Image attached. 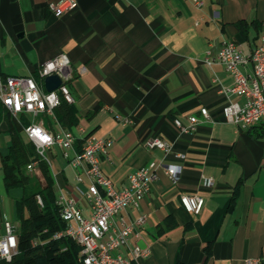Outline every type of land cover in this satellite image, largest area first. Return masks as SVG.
<instances>
[{
  "label": "crops",
  "instance_id": "obj_1",
  "mask_svg": "<svg viewBox=\"0 0 264 264\" xmlns=\"http://www.w3.org/2000/svg\"><path fill=\"white\" fill-rule=\"evenodd\" d=\"M59 1L0 0V69L5 75H36L44 62L68 57L79 115L70 129L113 140L101 166L117 187L152 161L181 166L177 182L158 166L151 192L139 207L124 211L129 220L147 216L130 241L133 246L143 240L149 251L136 264H174L177 256L185 264H245L249 257L264 264V134L254 136L251 127L240 129L224 118L223 105L243 98L221 92L234 78L215 59L224 40L251 54L264 30V0H202L201 6L194 0H76L77 7L56 15L50 3ZM244 69L251 72L252 64ZM189 115L201 120L184 132L174 118ZM40 116L50 119V130L66 128L43 114L33 118ZM8 118L0 102V133L9 135L10 145ZM22 135L26 138L24 129ZM152 136L165 138L171 150L148 148ZM47 151L60 152L65 160L57 169L50 165L56 192L76 194V172L62 149ZM209 178L212 185L206 184ZM40 179L45 182L43 174ZM5 193L0 194V237L5 218L15 216L6 186ZM183 193L204 196L199 214L185 209ZM81 204L89 214L87 202Z\"/></svg>",
  "mask_w": 264,
  "mask_h": 264
},
{
  "label": "built area",
  "instance_id": "obj_2",
  "mask_svg": "<svg viewBox=\"0 0 264 264\" xmlns=\"http://www.w3.org/2000/svg\"><path fill=\"white\" fill-rule=\"evenodd\" d=\"M194 2L197 6L203 4L202 0ZM77 5L76 0H60L50 3V8L56 15H62ZM215 59L234 78L230 86L221 88V92L243 98V102L229 100L223 105L222 114L226 121L240 129H248L257 123L264 124V30L260 42L250 55L245 54L236 42L224 40ZM249 63L252 64L251 72L244 69ZM37 74L38 77L5 75L0 69V102L17 118L22 113H29L34 118L43 114L55 119L54 110L61 103V97L72 103L75 100L69 85L72 68L68 57L60 54L44 62ZM52 74L59 75L62 82L55 90L48 91L44 81ZM201 114L204 119L210 117V111L205 106L201 108ZM200 120L197 115H189L186 119L175 117L174 124L180 130L188 132L196 129ZM123 121L128 122V119L124 118ZM23 129L27 141L35 145L40 156L50 165L52 160L46 155V151L59 146L76 172V184L73 187L76 194L62 190L57 193L56 203L60 208V216L66 222V228L55 233L54 238L67 236L76 241L82 247L79 259L83 264H136L139 258L148 255V249L141 248L138 244L130 246L131 238L138 237L139 229L146 223V214L142 213L129 220L124 211L132 206L139 207L141 200L151 192L158 166H164L174 182L180 179L181 166L152 161L133 172L129 183L119 188L101 166V156L106 155L113 145L111 138L87 133L84 129H81L80 135L62 127L50 130L43 122L35 119ZM79 139L80 148H77ZM145 145L167 152L171 150L170 143L161 136H152ZM178 156L184 157V154L179 153ZM27 167L42 176L38 160L31 161ZM213 183L211 178L206 181L207 185ZM37 198L43 204L41 196L38 195ZM81 199L87 202L89 214L85 213ZM180 199L185 209L193 214H199L205 204V198L200 194L183 193ZM4 227L5 233L0 237V258L12 260L18 253L17 226L12 219L6 217ZM39 242L43 241L37 238L35 243ZM245 264H262V258H246Z\"/></svg>",
  "mask_w": 264,
  "mask_h": 264
},
{
  "label": "trees",
  "instance_id": "obj_3",
  "mask_svg": "<svg viewBox=\"0 0 264 264\" xmlns=\"http://www.w3.org/2000/svg\"><path fill=\"white\" fill-rule=\"evenodd\" d=\"M38 77V74L35 75ZM55 118L64 127L73 128L79 121L78 110L74 103L61 97V103L54 110ZM11 144L1 155L4 182L14 200V223L17 226L18 253L12 260L0 258V264H83L80 261L81 246L72 238L62 236L54 238V234L66 228V222L60 216V208L56 203L57 192L54 188V176L49 162L42 158L32 142L24 140L22 125L9 111ZM25 124H29L24 117ZM51 123L47 119V124ZM254 136L264 134V124L251 126ZM80 148V145L77 146ZM38 160L45 182L27 170V165ZM21 190L20 195L14 194ZM40 195L43 204L37 196ZM169 226L160 230L164 233ZM40 238L43 242L35 243ZM211 243L205 247L206 259L211 254ZM174 264H185L177 256Z\"/></svg>",
  "mask_w": 264,
  "mask_h": 264
},
{
  "label": "rangeland",
  "instance_id": "obj_4",
  "mask_svg": "<svg viewBox=\"0 0 264 264\" xmlns=\"http://www.w3.org/2000/svg\"><path fill=\"white\" fill-rule=\"evenodd\" d=\"M15 117V116H14ZM19 124H23L22 125V127H24V126H26L27 125V123L25 124V122H23L22 121V119H20V118H14ZM27 119L28 120H30V121H32L34 118H33V116L31 115V114H29V115H27ZM47 117H44V116H40L38 119H37V121H41V122H43V124L45 125V126H48V124H47ZM24 137V136H23ZM24 140H26V138H24ZM27 141V140H26ZM9 142H10V137H9V135H7V134H5V133H0V153L1 152H4V151H6V149L8 148V145H9ZM56 150V149H55ZM46 155L49 157V158H51V160H52V163L54 164V168L55 169H57L56 167H57V165H59V166H63L64 165V163H65V160H64V158L62 157V155H61V153L59 152V153H57V155H55V154H51L49 151H46ZM0 164H1V157H0ZM27 170H28V172L30 173V174H32V175H35V176H40V175H38L34 170H32V169H29L28 167H27ZM40 178V177H39ZM41 178H42V176H41ZM20 193H21V190H16L15 192H14V194H17V195H20ZM0 194L2 195V196H6L5 194V182H4V178L2 177L1 179H0Z\"/></svg>",
  "mask_w": 264,
  "mask_h": 264
},
{
  "label": "water",
  "instance_id": "obj_5",
  "mask_svg": "<svg viewBox=\"0 0 264 264\" xmlns=\"http://www.w3.org/2000/svg\"><path fill=\"white\" fill-rule=\"evenodd\" d=\"M61 82H62V79L59 75L52 74L45 78L44 84H45V88L48 91H53L60 86ZM138 244L141 248H145L146 244L143 240H140Z\"/></svg>",
  "mask_w": 264,
  "mask_h": 264
}]
</instances>
